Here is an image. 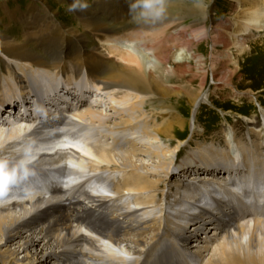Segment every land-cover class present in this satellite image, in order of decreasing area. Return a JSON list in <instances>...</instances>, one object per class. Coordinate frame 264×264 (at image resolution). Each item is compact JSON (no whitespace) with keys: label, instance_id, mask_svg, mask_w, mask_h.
I'll return each instance as SVG.
<instances>
[{"label":"bare ground","instance_id":"6f19581e","mask_svg":"<svg viewBox=\"0 0 264 264\" xmlns=\"http://www.w3.org/2000/svg\"><path fill=\"white\" fill-rule=\"evenodd\" d=\"M182 1L162 0L163 15L145 20L131 7L136 0H96L101 11L72 0L85 27L72 49L65 27L35 3L18 20L22 41L0 34V115H17L13 126L0 127V171L12 176L0 193L7 246L0 264H196L208 251L206 264H264V130H251L246 141L232 130L223 146L198 138L183 162L169 159L180 152L188 121L166 100L182 91L156 73L170 60L161 52L167 39L183 42L187 34L186 17L176 13ZM233 2L236 15L215 21L213 41L223 47L215 65L233 62V50L248 51L264 29V0ZM190 13L195 34L182 43L187 53L208 35L207 1ZM93 88L128 103V114L116 112L112 123L100 110L104 101L86 104ZM68 91L77 103L62 110L61 100L74 101ZM143 156L158 162L149 167ZM212 231L219 249L193 250Z\"/></svg>","mask_w":264,"mask_h":264},{"label":"rangeland","instance_id":"374dc122","mask_svg":"<svg viewBox=\"0 0 264 264\" xmlns=\"http://www.w3.org/2000/svg\"><path fill=\"white\" fill-rule=\"evenodd\" d=\"M63 1L65 0H0V34L8 37L9 39L7 40L22 41L24 39L25 27L21 21L18 20H21V17L29 12L31 4L35 3L40 5L43 9L46 8V12L49 16L55 18L57 23L65 27L66 35H68L71 40V44L69 43L67 49H72L75 43L78 42V38L84 35L85 27L79 20L80 17L70 8V2L72 0ZM76 1H85L88 3V6L98 7L100 8V10H98L101 11V7L96 6V0ZM155 1L158 2L160 0ZM197 1L199 0H183L181 5L178 4L179 10L178 12L176 11V13H180L183 17L185 16V24H187V29H180L187 34L183 42L180 39L177 41L175 39L177 37L175 34L167 39L161 52L163 56L168 55L170 60L163 70L159 71L158 74L156 73L157 77L162 79L163 84L169 81L168 86L178 87L182 91L181 97H177L174 92H171L169 98L166 99L170 101L174 107H178L177 110L179 113L181 112L188 121V127L183 137L184 140L181 144L180 152L175 156H169V159L174 158L177 164L183 162L184 159L195 150L196 145L194 143H196V139L198 138L197 141H199V143H204L205 140L210 141L211 138H215L216 143L223 146V137L227 136V132H231L232 130L234 136L236 135L237 138H241L245 141L247 138H250L249 132H251V130H264V29L256 31L254 38L248 41V51L239 53L233 50V62H227L221 59L215 65L216 53L214 52L223 50V47L216 46L213 41L215 35V21H217L216 19L226 20L235 16L237 10L234 6V0H203L207 1L209 11V16L205 23L208 35L205 40H200L193 46L191 53H195L194 55L197 56V58H192L191 53L181 51V46L182 43L192 38L190 34H195L189 27L193 19L190 11L195 10ZM4 6H10V9L14 11L12 14L18 17L16 21H11L6 17ZM42 14L44 15V13ZM87 37L89 40L85 42L84 45L87 49H91L95 41L92 37ZM128 45L134 46L132 43H128ZM128 45L127 47H130ZM255 48L256 50L254 51ZM40 52L45 53L44 50H40ZM179 52L184 53V56L180 55ZM198 61H201L202 64H199ZM152 73H155V71ZM203 79L205 80V85H202ZM228 81H231L230 86L226 85ZM97 92L98 91H95L94 88L92 91L88 92L86 104H95L98 101L97 99H99V101H104L102 107H100L101 109H99L112 117V123L119 121L116 117H113L116 112H122L125 115L128 114L127 110H130L128 103L120 100L113 101V97L109 94V91ZM66 94L69 95L70 99L73 98L74 101L67 103L66 100L65 103V101L61 100L62 103L60 101V104L58 103L56 106L62 110L66 107L76 105L75 103H77L75 94L69 91L66 92ZM81 94H83L82 91H79V95ZM201 94L203 95V101L200 105L193 106V104L190 103L191 98ZM26 102L30 103V105H28L32 107L31 112L34 114L37 107L34 99ZM24 105H26V103ZM28 105H26V108L29 109ZM19 106L22 105L19 104ZM148 110L152 111V108ZM41 111H45V108H42ZM7 113L10 114L11 112ZM11 115L14 117L10 120L7 114L4 116L0 115V127H2L3 124L6 128L14 125V120L17 118V115L15 116L14 113H11ZM194 124H196V126H194ZM252 135H254V133ZM165 141L166 140H163V142H161L162 146H167L169 144ZM146 144L149 145L148 141H146ZM143 160L149 167L155 165L153 161L158 162L156 159L150 160L149 157L144 156ZM176 179H178V175L170 177L169 182L173 184ZM204 241L206 240L204 239ZM221 242L220 237L218 236L216 239L215 231H212L210 240L200 245L204 247H197L193 250L203 251L206 248L205 246L211 247L212 251L218 250V246ZM4 243L5 240L0 242V247L3 250L7 247L2 245ZM15 247H18V245L15 244V246H12L13 249ZM211 255L212 252L208 251L206 256H203L196 264H206Z\"/></svg>","mask_w":264,"mask_h":264},{"label":"clouds","instance_id":"9594fccd","mask_svg":"<svg viewBox=\"0 0 264 264\" xmlns=\"http://www.w3.org/2000/svg\"><path fill=\"white\" fill-rule=\"evenodd\" d=\"M133 9H140V15L145 20H158L164 12L163 2L160 0L156 3L155 0H136L131 6ZM12 179V176L0 171V193L3 192L5 186Z\"/></svg>","mask_w":264,"mask_h":264}]
</instances>
